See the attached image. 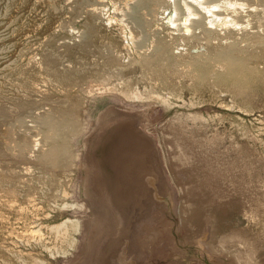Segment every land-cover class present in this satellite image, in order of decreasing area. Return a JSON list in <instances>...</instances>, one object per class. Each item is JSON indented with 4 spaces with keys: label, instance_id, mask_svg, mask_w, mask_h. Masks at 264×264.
<instances>
[{
    "label": "rangeland",
    "instance_id": "obj_1",
    "mask_svg": "<svg viewBox=\"0 0 264 264\" xmlns=\"http://www.w3.org/2000/svg\"><path fill=\"white\" fill-rule=\"evenodd\" d=\"M182 1L0 0V264H119L127 231L136 264H264V0H210L228 42L192 40ZM131 128L155 196L104 239Z\"/></svg>",
    "mask_w": 264,
    "mask_h": 264
},
{
    "label": "bare ground",
    "instance_id": "obj_2",
    "mask_svg": "<svg viewBox=\"0 0 264 264\" xmlns=\"http://www.w3.org/2000/svg\"><path fill=\"white\" fill-rule=\"evenodd\" d=\"M181 3L183 4L182 5L183 10H185L187 13L186 18H183L184 22H185V24L182 22L183 25L185 26L188 23L189 18L194 17V21H192L193 22L192 27L194 29L193 28H187L185 31L191 32V29H193L194 31L200 32L199 35H197V33H195L193 35L192 40L206 39V40H210V41L211 40L212 41L213 40L214 41H216V40L220 41V39H221V40H225L228 42L229 39L232 40L235 38V37L234 38L232 37L234 35V33L231 32L229 27H228V26L231 27L232 25H235V24H233L232 19H231V16H232L231 14L234 12V11H232L233 10V4H231V2H227V1L223 2L222 8H221V4H220V6L211 5L210 0H190L191 4L188 2L183 3V1ZM217 9H219V10H217ZM174 14H175V12H174ZM176 14H177V12H176ZM206 15H208L207 17H209V19L206 17ZM189 24H190V22H189ZM183 25H181V26H183ZM184 26H183V28H184ZM186 27H187V25H186ZM214 27H216V28L228 27V28H226L228 31L226 30L227 32L223 35L224 37H221L220 35H217V33L215 31L212 30ZM182 33H184V32H182ZM185 34H187V33H185ZM188 34H190V33H188ZM188 40H191V39H188ZM141 138L138 136V134L135 131L131 132L130 134L125 136V138L122 142H120L117 149L115 151H113V153L109 154L108 162H107V169L108 170L112 169L113 173L115 174L114 179L117 182V187H115V189L112 188V190L111 189H106L105 191L99 190L100 192H102V197H105V195H108V194L110 195L109 198H110V204H111L108 207V205H106V202L104 199H103V201L105 204L99 199V201H100L99 204L101 206H104V207L107 206L106 207L107 219H106V224H105V226L107 228L106 229L103 228V231L99 235V237H101V235H104L107 232V234H105L104 239L106 237H110L111 235H113L114 230L116 231V228L119 225V224H117V222L114 219L115 207L122 210L121 213L126 214L130 211V209H132L136 206H145L143 203L144 196L147 195L149 197L151 196L152 198H154V196H155V195H153V194H155L154 193L155 190L150 189V191H149V187L153 186V180H155L157 177V175L153 171V170H155L154 169L155 164L151 165L152 158L153 159L155 158L153 151L155 149H157V146L155 147L154 141H152L150 139H148V140L144 139L143 140ZM154 139L156 140V138H154ZM133 140H136V141H133ZM135 148H137V149H135ZM157 154L161 155V157H160V158H162L161 162H163L164 166H165L164 158L162 157L163 156L162 151H157ZM145 158H148V160H149V166H148L149 170L145 169V166L148 165L147 162H146L147 165L144 162ZM138 160H141L143 162L136 165V163L139 162ZM151 166H153V169ZM204 174H205V171H204ZM208 175H210V173L206 172L205 176L208 177ZM98 179H99V177L96 176L95 182H94V183H96L95 185L97 188H99V182L97 181ZM168 179L170 180L169 175H168ZM205 179L206 178L204 177L203 181ZM199 180H198V182L200 183ZM158 185L160 188L163 187V186H160L159 183H158ZM159 187H157V188H159ZM169 187H170V189H167L165 186L162 192H165V194L172 196L176 192V189L172 183L170 184ZM219 192H221V191H219ZM92 193H93V191H92ZM96 199H95V202L98 204ZM112 203L113 204L116 203L117 205H115V207H114V205ZM180 211H181V209H180ZM126 225H127L126 229L130 230V226L132 225V223L128 222V223H126ZM104 229L106 232H104ZM111 232H113V233H111ZM129 233H131V232L127 231L124 233V234H127V235H124V237H123L125 242L120 244V246L116 247V245L114 243L109 244L108 247L104 250V255H110L111 256V255L115 254L116 251H118V248L120 247V248H122L123 251H120V253H119L120 254L119 258H118L119 264H136V262L134 260H130L127 253L125 252V250H127L128 246L130 245V242L133 241L132 238L130 236H128ZM99 237L96 238L95 242H96V244L98 242L100 245L103 241V238L99 239ZM99 252H100V249L94 257H96L98 254L101 253V252L100 253ZM93 263H94V261L93 260L91 261V258H90V260L87 261V263H85V264H93Z\"/></svg>",
    "mask_w": 264,
    "mask_h": 264
}]
</instances>
